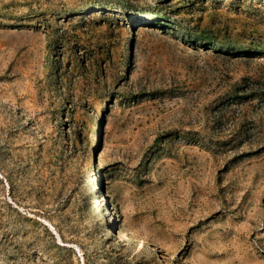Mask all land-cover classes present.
I'll list each match as a JSON object with an SVG mask.
<instances>
[{"label": "rangeland", "instance_id": "rangeland-1", "mask_svg": "<svg viewBox=\"0 0 264 264\" xmlns=\"http://www.w3.org/2000/svg\"><path fill=\"white\" fill-rule=\"evenodd\" d=\"M0 264H264V0H0Z\"/></svg>", "mask_w": 264, "mask_h": 264}, {"label": "bare ground", "instance_id": "bare-ground-1", "mask_svg": "<svg viewBox=\"0 0 264 264\" xmlns=\"http://www.w3.org/2000/svg\"><path fill=\"white\" fill-rule=\"evenodd\" d=\"M98 7H100V6L98 4H96L95 5V8H98ZM109 8L111 10H113V11L116 10V8H114V7H109ZM150 19H151L150 17H146L144 15H133L132 16V21L133 22H136L135 25H138L139 23L148 22ZM129 47L130 46L128 44L127 47H126V49H129ZM100 183H101L100 182V179H98L97 182H96V187L97 188L100 187V185H101ZM101 197H102L101 199L103 200V202L108 206V208H110V205L108 204V200L105 197V194L104 193H102V196ZM102 200H100V201H102ZM111 211L114 214L116 213V211H115L114 208H112ZM110 223H111V226L116 227V233L120 237H122L124 239H127L128 241L132 242L135 246H137V248L142 249L144 247H148L149 246V242L147 240H145L142 237H140L139 235H137L133 230H131L128 226H126L124 224L123 219H122V217H121L120 214H118V217L117 216L116 217H111L110 218ZM111 226H110V228H112Z\"/></svg>", "mask_w": 264, "mask_h": 264}, {"label": "trees", "instance_id": "trees-1", "mask_svg": "<svg viewBox=\"0 0 264 264\" xmlns=\"http://www.w3.org/2000/svg\"><path fill=\"white\" fill-rule=\"evenodd\" d=\"M101 70H102V67L98 64L96 66V68L93 69V73H92V76L90 77V83H93V84H100L101 82ZM56 75L60 77V79H64L65 76L64 74L62 73L61 69L60 71H56ZM92 78V79H91Z\"/></svg>", "mask_w": 264, "mask_h": 264}]
</instances>
